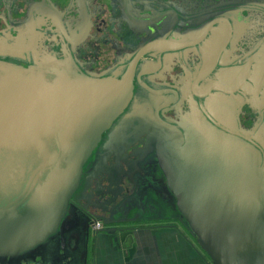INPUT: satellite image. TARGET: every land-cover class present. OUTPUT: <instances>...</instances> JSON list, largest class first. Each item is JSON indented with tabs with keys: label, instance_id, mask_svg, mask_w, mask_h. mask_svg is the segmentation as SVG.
Masks as SVG:
<instances>
[{
	"label": "flooded vegetation",
	"instance_id": "1",
	"mask_svg": "<svg viewBox=\"0 0 264 264\" xmlns=\"http://www.w3.org/2000/svg\"><path fill=\"white\" fill-rule=\"evenodd\" d=\"M47 59L89 77L132 75L133 97L84 166L64 232L0 264L45 261L50 244L54 255L71 256L69 264H89L82 249L96 232L138 230L146 209L158 216L159 203L176 199L154 150L156 130L186 114L231 128L264 156V0H0V62L29 67ZM222 97L233 106L232 122L224 110L212 112ZM96 189L129 196L109 216L118 200L109 206ZM146 191L154 198L148 205Z\"/></svg>",
	"mask_w": 264,
	"mask_h": 264
},
{
	"label": "water",
	"instance_id": "2",
	"mask_svg": "<svg viewBox=\"0 0 264 264\" xmlns=\"http://www.w3.org/2000/svg\"><path fill=\"white\" fill-rule=\"evenodd\" d=\"M133 89L132 75L89 77L66 61L0 62V257L33 253L64 232L84 166ZM226 99L212 112L232 122ZM200 115L156 130L168 189L212 264H264V156ZM95 193L109 206L118 200L109 216L127 197Z\"/></svg>",
	"mask_w": 264,
	"mask_h": 264
},
{
	"label": "crops",
	"instance_id": "3",
	"mask_svg": "<svg viewBox=\"0 0 264 264\" xmlns=\"http://www.w3.org/2000/svg\"><path fill=\"white\" fill-rule=\"evenodd\" d=\"M143 200L144 204L148 205L154 198L149 191H146ZM125 202L131 203L130 200ZM156 209L161 211L158 212V216H153L146 209L145 219L139 222L138 230L132 228L122 234L105 231L97 236L92 235L90 245L85 242L86 248L82 249L87 262L89 264H212L194 237L178 223L175 200L165 205L159 203Z\"/></svg>",
	"mask_w": 264,
	"mask_h": 264
},
{
	"label": "rangeland",
	"instance_id": "4",
	"mask_svg": "<svg viewBox=\"0 0 264 264\" xmlns=\"http://www.w3.org/2000/svg\"><path fill=\"white\" fill-rule=\"evenodd\" d=\"M50 245H51V246H49L50 248L48 247L44 251V252H47L46 256H48V257H46L45 261L42 257L41 259H39V261L38 260L33 261V262L28 263V264H63V262H65V261H66V263H64V264H69L68 260L72 259L71 256H64V254L62 255L60 253V250L57 251L56 255H54L55 252H53V251L56 250L55 245H53V244H50ZM35 255H38V253ZM57 256H59V259L61 258L60 261L56 260ZM24 264H26V263H24Z\"/></svg>",
	"mask_w": 264,
	"mask_h": 264
},
{
	"label": "built area",
	"instance_id": "5",
	"mask_svg": "<svg viewBox=\"0 0 264 264\" xmlns=\"http://www.w3.org/2000/svg\"><path fill=\"white\" fill-rule=\"evenodd\" d=\"M96 227L99 228V225H97Z\"/></svg>",
	"mask_w": 264,
	"mask_h": 264
}]
</instances>
